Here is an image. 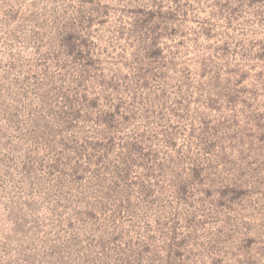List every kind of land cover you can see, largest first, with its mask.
<instances>
[{
	"label": "rangeland",
	"instance_id": "1",
	"mask_svg": "<svg viewBox=\"0 0 264 264\" xmlns=\"http://www.w3.org/2000/svg\"><path fill=\"white\" fill-rule=\"evenodd\" d=\"M0 264H264V0H0Z\"/></svg>",
	"mask_w": 264,
	"mask_h": 264
}]
</instances>
